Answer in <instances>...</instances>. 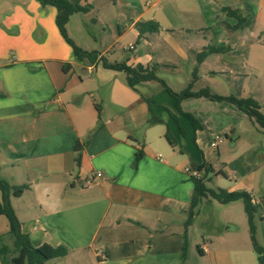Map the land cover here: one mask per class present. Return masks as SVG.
<instances>
[{"label": "crops", "instance_id": "1", "mask_svg": "<svg viewBox=\"0 0 264 264\" xmlns=\"http://www.w3.org/2000/svg\"><path fill=\"white\" fill-rule=\"evenodd\" d=\"M12 3L0 15V179L28 186L11 196L23 233L34 247L69 250L52 264H184V240L194 226L193 219L186 227L194 183L185 169L207 163L216 188L253 195L256 179L233 181L215 165L220 148L209 144L222 133L236 146L247 121L257 135L264 131L229 102L187 98L179 111L159 81L133 89L102 58L143 66L175 93L191 85L193 92L249 98L256 92L250 81L256 46L233 30L227 20L235 18L224 11L238 9L240 0H82L91 6L84 50L97 53L82 61L60 34L55 7ZM138 22L159 29L140 35ZM32 29L39 41L29 36ZM256 226L264 246V208ZM197 251L216 264H234L238 253L212 252L205 242Z\"/></svg>", "mask_w": 264, "mask_h": 264}, {"label": "rangeland", "instance_id": "2", "mask_svg": "<svg viewBox=\"0 0 264 264\" xmlns=\"http://www.w3.org/2000/svg\"><path fill=\"white\" fill-rule=\"evenodd\" d=\"M250 1L240 0L241 6L235 9L246 20L239 28L238 35L251 39L256 46L254 49L256 55L252 57L255 69L250 80L256 92H251L249 98L260 103L261 112L264 114V47L262 49L258 47L264 46V0H252L249 3ZM248 4V9H244ZM13 7L12 0H0V15L1 12L8 8L13 9ZM227 21L234 25L237 24L236 19ZM17 26L22 27L23 25ZM20 27H13L15 34L18 33ZM67 28L80 48L90 49V14H75ZM29 36L39 41L40 36L35 29L30 30ZM245 125L246 130L236 146H232L229 138L220 145L221 156L215 160V165L225 169L233 181L245 176L246 179L251 177L256 179V184L252 189L258 213V209L264 208V136L257 135L249 121ZM255 125L258 126L256 123ZM228 136L231 137L230 130H228ZM253 147H256L255 151L252 150ZM210 178L212 180H207L208 187L216 188L215 176L212 175ZM194 213V226L189 236L187 258L184 264H216L213 255L211 257L200 255L197 251V244L202 242H205L212 252L217 250L226 253L232 248L236 249L238 253L233 256L234 264H259L258 256L252 245L248 217L242 201L221 204L211 198H203L195 207ZM8 230L7 218L1 217L0 235L6 234ZM222 236L223 238L231 237L233 240L223 241ZM52 262L55 261H50L48 264Z\"/></svg>", "mask_w": 264, "mask_h": 264}, {"label": "trees", "instance_id": "3", "mask_svg": "<svg viewBox=\"0 0 264 264\" xmlns=\"http://www.w3.org/2000/svg\"><path fill=\"white\" fill-rule=\"evenodd\" d=\"M42 6H53L57 9L56 24L60 31V34L64 40L72 47L76 58L79 61L84 59L92 60L97 56L96 52H88L80 48L74 40L70 37L67 29V25L72 16L75 14H86L90 11V5H83L82 0H39ZM224 11L234 17L237 20V24L233 27V30H238L244 23L245 18L239 14L236 10L230 8H224ZM136 28L143 35L146 32H156L159 26L155 22H138ZM217 51H220L217 50ZM102 65L114 71L124 72L127 76L128 85L135 89L136 86L143 82L159 81L164 88L176 99L177 108L181 111L180 103L187 98H207L211 101L229 102L237 106L242 112H244L249 119L253 120L258 127L264 131V114L261 112L260 104L252 98H237L234 96H220L213 93L209 89H203L198 92L192 91L190 85L187 89L180 93L173 92L167 85L160 80L154 72L144 68L143 66L131 67L125 62L122 63H110L107 59L102 58ZM194 124L196 129H200L201 126L197 120L190 114H185ZM170 143L173 144L171 140ZM76 161L79 164L81 159V144L76 145ZM143 156L142 152H138L136 155L137 163ZM193 168L203 172V176L200 178H191L194 183V191L191 201V211L186 222V227H189L195 217L194 209L198 205L201 199L211 198L221 204H230L237 201H242L244 209L248 217L250 227V237L254 251L258 256L259 264H264V246H262L257 239V226H256V202L251 193L247 191H233L229 192L222 188H210L207 185V177L214 170L211 165L203 163L201 165H192ZM1 169V167H0ZM28 189L27 185L12 186L8 181L0 179V192L2 194V200L0 201V215H3L8 220L9 230L6 234L0 235V264H47L48 261L57 258H63L68 255L69 250L64 246L54 247L49 244H44L41 247H34L31 244L30 238L27 234L23 233L20 220L16 214L15 209L11 203V196L20 197L25 190ZM188 244L187 240H184V260L187 258ZM198 251L202 253L199 250Z\"/></svg>", "mask_w": 264, "mask_h": 264}, {"label": "built area", "instance_id": "4", "mask_svg": "<svg viewBox=\"0 0 264 264\" xmlns=\"http://www.w3.org/2000/svg\"><path fill=\"white\" fill-rule=\"evenodd\" d=\"M130 49H132V47H130ZM226 140V136L222 133H214L210 139V148L212 150H218L220 145ZM185 173L190 177V178H200L203 176V172L202 171H199L198 169L196 168H193V167H187L185 169ZM102 177V174L101 173H97L95 178H101ZM95 178L93 179H89L85 182V186L86 187H90ZM206 251V249H204Z\"/></svg>", "mask_w": 264, "mask_h": 264}]
</instances>
